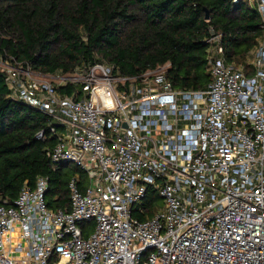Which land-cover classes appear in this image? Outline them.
Here are the masks:
<instances>
[{"label": "built area", "instance_id": "1", "mask_svg": "<svg viewBox=\"0 0 264 264\" xmlns=\"http://www.w3.org/2000/svg\"><path fill=\"white\" fill-rule=\"evenodd\" d=\"M246 1L262 36L236 63L211 30L202 90L175 88L164 66L45 74L0 59L9 96L51 119L48 155L87 175L69 181L70 210L47 205L44 177L0 202V264H264V0ZM150 188L164 201L151 215Z\"/></svg>", "mask_w": 264, "mask_h": 264}, {"label": "trees", "instance_id": "2", "mask_svg": "<svg viewBox=\"0 0 264 264\" xmlns=\"http://www.w3.org/2000/svg\"><path fill=\"white\" fill-rule=\"evenodd\" d=\"M262 24L246 0H0V59L45 74H72L85 63L107 61L128 77L168 64L175 88L202 90L211 80V30L221 34L226 59L242 63L262 36ZM79 87L69 83L61 91L73 95ZM50 122L9 96L0 71V202L13 204L25 184L34 187L44 177L47 205L71 209L69 181L78 174L85 184L87 175L48 155L54 145ZM41 130L45 135L38 138ZM160 198L148 190L149 215Z\"/></svg>", "mask_w": 264, "mask_h": 264}, {"label": "rangeland", "instance_id": "3", "mask_svg": "<svg viewBox=\"0 0 264 264\" xmlns=\"http://www.w3.org/2000/svg\"><path fill=\"white\" fill-rule=\"evenodd\" d=\"M0 66H4V64H3V62H1V60H0ZM164 67L166 69H168L169 66L168 65H165ZM163 202H164L163 199L160 198V202H159L160 204L159 205H163ZM89 226H90L89 227V230H93V228H94V222H92L91 224H89Z\"/></svg>", "mask_w": 264, "mask_h": 264}]
</instances>
